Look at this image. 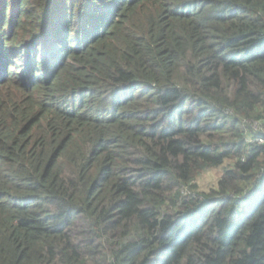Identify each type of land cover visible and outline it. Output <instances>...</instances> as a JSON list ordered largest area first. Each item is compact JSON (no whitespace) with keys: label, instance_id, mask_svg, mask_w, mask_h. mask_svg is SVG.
Masks as SVG:
<instances>
[{"label":"trees","instance_id":"16d2710c","mask_svg":"<svg viewBox=\"0 0 264 264\" xmlns=\"http://www.w3.org/2000/svg\"><path fill=\"white\" fill-rule=\"evenodd\" d=\"M0 264H264V0H0Z\"/></svg>","mask_w":264,"mask_h":264},{"label":"rangeland","instance_id":"374dc122","mask_svg":"<svg viewBox=\"0 0 264 264\" xmlns=\"http://www.w3.org/2000/svg\"><path fill=\"white\" fill-rule=\"evenodd\" d=\"M31 2L32 1H29V3H31ZM29 9H31V6L30 5H29ZM24 34H26V33H24ZM15 35L19 36L20 35V32L18 30H16L14 36ZM17 64H19V67L20 68H16V66H15V67H13L14 68L13 70L17 69L14 72H16L18 75H20V72H21V70H22V68L24 66L23 65L24 63L19 61ZM6 86L7 87H10L9 85H6ZM15 88L16 87H13V89H15ZM2 92H3V90H2ZM255 127H257V126H255ZM208 171H211L213 173L214 179H212V180H206L205 183L203 184V186L199 185V191L201 193H207L211 188H215L217 186L216 183H217L218 179L220 178V174L222 172V169L221 168H211V169H207L204 172H202L198 178L204 177L205 173L208 172Z\"/></svg>","mask_w":264,"mask_h":264},{"label":"clouds","instance_id":"9594fccd","mask_svg":"<svg viewBox=\"0 0 264 264\" xmlns=\"http://www.w3.org/2000/svg\"><path fill=\"white\" fill-rule=\"evenodd\" d=\"M214 179V175L211 171L205 173L204 177L198 178L197 183L201 186L205 183L206 180Z\"/></svg>","mask_w":264,"mask_h":264}]
</instances>
